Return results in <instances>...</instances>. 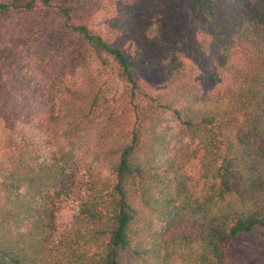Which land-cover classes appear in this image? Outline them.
<instances>
[{
    "label": "trees",
    "instance_id": "obj_1",
    "mask_svg": "<svg viewBox=\"0 0 264 264\" xmlns=\"http://www.w3.org/2000/svg\"><path fill=\"white\" fill-rule=\"evenodd\" d=\"M242 248L264 257V0H0V264Z\"/></svg>",
    "mask_w": 264,
    "mask_h": 264
},
{
    "label": "rangeland",
    "instance_id": "obj_2",
    "mask_svg": "<svg viewBox=\"0 0 264 264\" xmlns=\"http://www.w3.org/2000/svg\"><path fill=\"white\" fill-rule=\"evenodd\" d=\"M16 22L19 23L20 20H17ZM13 27H15V25H13ZM174 32H175L174 34L176 35L183 34V33L184 35H191L189 32L188 22H187L185 14L178 22L176 26V30H174ZM188 172L194 176H197L198 171H197V167L194 161H192L191 164L188 166ZM71 212L72 211H70L69 209L68 210L65 209V207H63L60 210V212H58L59 214L57 216V220H58V224L60 228L68 227ZM241 251L244 256L246 255V258H247V260H245L242 264H264V257L254 252L252 249L242 248ZM174 264H181V263L178 261H175Z\"/></svg>",
    "mask_w": 264,
    "mask_h": 264
}]
</instances>
